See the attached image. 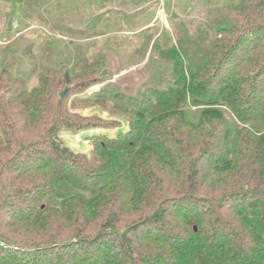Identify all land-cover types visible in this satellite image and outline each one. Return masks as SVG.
<instances>
[{"label": "trees", "instance_id": "obj_1", "mask_svg": "<svg viewBox=\"0 0 264 264\" xmlns=\"http://www.w3.org/2000/svg\"><path fill=\"white\" fill-rule=\"evenodd\" d=\"M225 11L209 51L113 93L129 130L89 156L60 135L110 129L70 112L109 88H0V264H264V0Z\"/></svg>", "mask_w": 264, "mask_h": 264}, {"label": "rangeland", "instance_id": "obj_2", "mask_svg": "<svg viewBox=\"0 0 264 264\" xmlns=\"http://www.w3.org/2000/svg\"><path fill=\"white\" fill-rule=\"evenodd\" d=\"M247 2L259 0H0V88H52L66 73L70 85L55 93L70 92L68 105L109 88L104 107L78 105L70 112L110 129L60 135L64 146L89 156L93 136L114 138L129 130L128 121L111 111L114 92L133 96L155 86L157 74H169L172 45L194 59L209 51L221 38L225 10ZM157 39L160 49H154Z\"/></svg>", "mask_w": 264, "mask_h": 264}]
</instances>
